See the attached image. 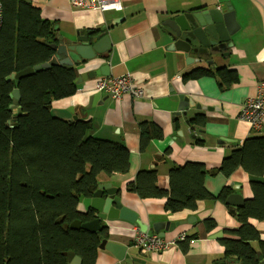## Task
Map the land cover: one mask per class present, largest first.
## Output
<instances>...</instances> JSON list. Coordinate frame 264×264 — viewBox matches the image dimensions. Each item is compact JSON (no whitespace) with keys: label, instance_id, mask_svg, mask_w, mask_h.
Listing matches in <instances>:
<instances>
[{"label":"crops","instance_id":"1","mask_svg":"<svg viewBox=\"0 0 264 264\" xmlns=\"http://www.w3.org/2000/svg\"><path fill=\"white\" fill-rule=\"evenodd\" d=\"M27 1L39 7L43 19L53 23L59 45L67 39L77 40L84 35L93 38L91 40L96 43L102 37L96 38L86 33L94 30L103 32L110 41L105 48L110 49L107 60L110 77L129 73L133 75L136 85L144 90L143 98L133 100L118 101L102 93L96 107L85 110L92 96L98 93L95 91L96 82L109 77L93 72L100 68V63L87 69L75 66L78 93L70 99L52 104L55 117L68 122H91L88 131L91 137L122 143L129 149L130 171L127 174L101 175L99 184L117 189V197L123 206L143 223H177L174 231L167 232L165 237L172 239L180 234L190 236L197 232L201 235L190 243L187 253L176 245L161 253L142 254L134 246L135 229L139 226L126 219H108L102 222L103 226L108 227V240L126 246V253L119 259L113 253L99 249L95 264H215L226 261L228 258L220 240L231 237L227 230L240 227L237 216H232L229 209L235 206L238 211V206L245 199H251L253 192L250 177L243 169H238L228 178L212 173L219 169L226 156L234 149L241 148L248 138L264 137V120L262 128L254 130L239 118L242 105L255 93L258 83L264 80V0H120L121 11L77 10L70 0ZM204 8L233 11L239 25L231 38L234 47L229 49V56L220 65L229 70L236 69L239 82L225 92L220 90L212 77L184 82V74L202 65H188L183 53L171 51L169 47L172 40L167 37L164 24L178 14ZM217 57L221 59L220 54ZM228 60L234 62L227 63ZM179 95L215 108L212 111L193 112L206 116L203 131L196 127L195 132H191L184 118L174 131L172 117L179 107ZM145 121L160 127L164 138L154 140L141 153L139 125ZM178 131H182L183 137L178 135ZM201 140L204 143L198 145L197 141ZM188 162L204 163L211 172L205 179V187L211 194L218 195L224 187L234 190L228 205L205 200L198 203L195 212L170 214L165 211L166 198L140 199L126 189L139 171L156 168L158 186L169 190L170 170ZM80 210L84 212L82 204ZM208 218L214 219L217 227L205 233L203 221ZM250 223L264 240V222L252 219ZM252 246L257 252L264 250L259 242H252Z\"/></svg>","mask_w":264,"mask_h":264},{"label":"trees","instance_id":"2","mask_svg":"<svg viewBox=\"0 0 264 264\" xmlns=\"http://www.w3.org/2000/svg\"><path fill=\"white\" fill-rule=\"evenodd\" d=\"M4 22L0 30V264H68L65 254L81 258L82 264H95L101 243L99 234L72 228L80 221L94 218L80 210V198L91 197L99 187L101 175L127 174L131 153L122 143L96 139L88 134L91 122H68L52 113L55 101L70 99L78 93L75 67L57 64L20 80L19 107L11 109L15 83L11 75L29 67L51 63L57 52L49 41L57 43L53 23L42 18L39 7L27 0H2ZM100 38L101 31H90ZM212 77L220 90H230L239 82L236 69L196 67L183 75V81ZM204 114L191 120L202 131ZM140 151L154 140L164 138L160 127L142 122ZM204 141H197L198 145ZM169 153V152H168ZM238 169L250 177L253 192L238 206L237 230L220 240L226 258L241 264H258L257 250L264 249L261 233L250 223L264 222V137L248 138L241 148L226 156L212 174L230 177ZM209 172L204 163L188 162L169 172V190L158 186L157 169L141 170L127 184V191L140 199L166 198L165 211L176 214L195 212L198 203L213 200L228 205L234 190L224 187L218 195L205 187ZM205 233L217 227L214 219L203 221ZM101 235L109 239L108 227ZM200 232L187 236L178 246L184 253ZM204 238V237H202Z\"/></svg>","mask_w":264,"mask_h":264},{"label":"water","instance_id":"3","mask_svg":"<svg viewBox=\"0 0 264 264\" xmlns=\"http://www.w3.org/2000/svg\"><path fill=\"white\" fill-rule=\"evenodd\" d=\"M167 28L166 35L172 40L169 47L171 51L181 52L184 54L188 65L197 64L202 67L214 65V61L206 62L214 54H220L221 57L229 56V49L234 47L232 36L238 31L239 25L236 20V14L233 11L223 12L220 9L204 8L195 12L178 14L176 17L164 24ZM87 35V34H86ZM90 36V35H88ZM101 38V37H100ZM93 38L80 36L77 40L67 39L62 45L53 40L49 41V46L57 52V56L51 63H44L35 67H29L17 74L11 75L7 81L15 83L16 88L11 94L13 104L11 109H16L21 114L22 109L19 107L21 94L18 89L20 80L34 75L36 72L49 68L52 64H62L70 67L83 66L84 68L95 67L101 64L100 68L95 72L97 75L110 77V65L107 62L110 49H105L109 41L108 36H102L100 40L94 43ZM206 64V65H203ZM105 70V71H104ZM85 76H89L85 74ZM102 93H96L90 100V105L85 108L89 110L96 107L100 101ZM179 107L173 114V129L177 131L178 124L184 118V123L190 128L191 132H195L196 127L192 125L191 120L202 113L195 111H212L210 108L195 102L193 99L184 95H179ZM192 112V113H191ZM193 114L192 117H190ZM77 117H75V120ZM178 135L183 137L182 131H178ZM178 141L182 142V140ZM109 185L99 184L98 190L91 197L80 198V204L84 208V213L92 212L94 218L86 223L80 221L74 222L71 227L83 229L88 232L99 234L101 243L100 250H107L117 258L122 259L126 253V246L104 239L101 235L103 230L102 222L106 220L126 219L127 221L137 224L144 233H156L165 237L167 232H172L178 226L172 222H157L152 225L143 223L136 215L127 210L120 199H118V190ZM229 212L232 216H238L235 206H231ZM68 264H82L80 257L65 254ZM258 264H264V250L257 252ZM215 264H241L237 259L228 258L226 261Z\"/></svg>","mask_w":264,"mask_h":264},{"label":"built area","instance_id":"4","mask_svg":"<svg viewBox=\"0 0 264 264\" xmlns=\"http://www.w3.org/2000/svg\"><path fill=\"white\" fill-rule=\"evenodd\" d=\"M74 9L77 10H99V11H121L123 9L120 0H70ZM4 22V7L0 0V30ZM95 91L105 93L114 100L139 99L144 97L143 88L135 83L131 74L120 77L101 78L96 82ZM239 118L247 122L254 130H260L264 120V80L256 86L255 93L242 105ZM187 235L180 234L175 238L162 237L156 233H144L138 227L135 229L134 246L142 254L161 253L170 246H176L184 242Z\"/></svg>","mask_w":264,"mask_h":264},{"label":"rangeland","instance_id":"5","mask_svg":"<svg viewBox=\"0 0 264 264\" xmlns=\"http://www.w3.org/2000/svg\"><path fill=\"white\" fill-rule=\"evenodd\" d=\"M213 58L215 59L214 64L216 65V67H220L221 63L224 62V60L226 59L225 57H221V59H219V57H217V54L213 55ZM233 60H228L227 63H233ZM197 64H191V66H195ZM206 65V64H203ZM56 113V112H55Z\"/></svg>","mask_w":264,"mask_h":264},{"label":"flooded vegetation","instance_id":"6","mask_svg":"<svg viewBox=\"0 0 264 264\" xmlns=\"http://www.w3.org/2000/svg\"><path fill=\"white\" fill-rule=\"evenodd\" d=\"M209 61H215V59L213 58V57H210V58H208L207 60H206V62H209ZM214 64V63H213ZM212 66H214V65H210V66H206V67H212Z\"/></svg>","mask_w":264,"mask_h":264}]
</instances>
